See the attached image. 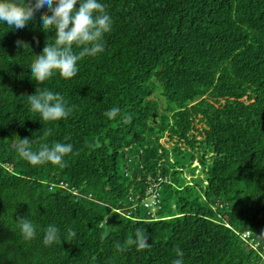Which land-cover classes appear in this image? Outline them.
<instances>
[{
  "label": "trees",
  "instance_id": "obj_1",
  "mask_svg": "<svg viewBox=\"0 0 264 264\" xmlns=\"http://www.w3.org/2000/svg\"><path fill=\"white\" fill-rule=\"evenodd\" d=\"M99 2L105 49L71 79L31 77L55 40L47 7L20 30L0 22V264H172L177 248L184 264H264V0ZM37 87L71 114L42 121L27 100ZM25 137L34 151L71 143L67 166L22 159ZM49 224L60 241L45 246ZM137 228L150 248L125 243Z\"/></svg>",
  "mask_w": 264,
  "mask_h": 264
},
{
  "label": "clouds",
  "instance_id": "obj_2",
  "mask_svg": "<svg viewBox=\"0 0 264 264\" xmlns=\"http://www.w3.org/2000/svg\"><path fill=\"white\" fill-rule=\"evenodd\" d=\"M47 7L48 11L41 16L42 29L45 32L54 31V43L46 41L42 52L37 54L30 65L31 77L38 84H43L58 71L62 78L71 79L79 71L78 62L85 57H95L105 49L104 34L112 28V18L106 12V5L99 0H0V22H5L10 28L20 30L35 20L36 13ZM17 48H25L28 43L17 40ZM39 43V40H36ZM80 49L74 52L73 48ZM30 111L38 113L42 121H58L66 119L72 112L67 100L58 92L47 88L37 87L34 93L27 95ZM120 114V109L114 107L104 113L109 119ZM124 123H131L132 116L123 117ZM45 136L51 134V129L45 131ZM33 140L25 137L16 144L18 155L33 166L51 163L52 165L66 167L65 157L73 153L71 143L54 142L40 144L38 150L32 149ZM153 203V197L149 198ZM155 210V207L152 208ZM17 227L24 240L36 238L37 225L29 217H20L16 220ZM43 244L50 246L60 241V229L49 224L43 229ZM66 241L76 236L75 231L67 229ZM105 235H107L105 233ZM264 238V233L259 236ZM103 238V237H102ZM149 236L145 230L137 228L135 237H128L127 245H135L137 250L150 248ZM117 251H124V247L117 242L114 245ZM184 253L177 248V258L172 264H184Z\"/></svg>",
  "mask_w": 264,
  "mask_h": 264
},
{
  "label": "rangeland",
  "instance_id": "obj_3",
  "mask_svg": "<svg viewBox=\"0 0 264 264\" xmlns=\"http://www.w3.org/2000/svg\"><path fill=\"white\" fill-rule=\"evenodd\" d=\"M151 204V203H150ZM153 210V209H152Z\"/></svg>",
  "mask_w": 264,
  "mask_h": 264
},
{
  "label": "built area",
  "instance_id": "obj_4",
  "mask_svg": "<svg viewBox=\"0 0 264 264\" xmlns=\"http://www.w3.org/2000/svg\"><path fill=\"white\" fill-rule=\"evenodd\" d=\"M150 204V203H149Z\"/></svg>",
  "mask_w": 264,
  "mask_h": 264
}]
</instances>
